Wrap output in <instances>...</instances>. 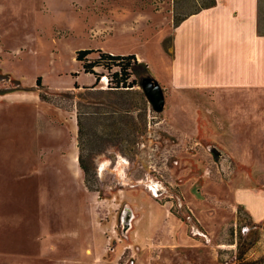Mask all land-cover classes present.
Wrapping results in <instances>:
<instances>
[{
	"label": "rangeland",
	"instance_id": "1",
	"mask_svg": "<svg viewBox=\"0 0 264 264\" xmlns=\"http://www.w3.org/2000/svg\"><path fill=\"white\" fill-rule=\"evenodd\" d=\"M206 1L0 0V264L264 260V221L233 207L236 172L181 130L145 66L163 60L166 80L175 26ZM91 47L133 55V87L115 88L117 68L85 74L75 57Z\"/></svg>",
	"mask_w": 264,
	"mask_h": 264
},
{
	"label": "crops",
	"instance_id": "2",
	"mask_svg": "<svg viewBox=\"0 0 264 264\" xmlns=\"http://www.w3.org/2000/svg\"><path fill=\"white\" fill-rule=\"evenodd\" d=\"M259 28V0H215L214 7L175 26L166 80L163 60L145 64L167 98L179 100L181 130L208 139L236 172L233 207L255 225L264 221V34ZM112 51L105 53L128 54Z\"/></svg>",
	"mask_w": 264,
	"mask_h": 264
},
{
	"label": "trees",
	"instance_id": "3",
	"mask_svg": "<svg viewBox=\"0 0 264 264\" xmlns=\"http://www.w3.org/2000/svg\"><path fill=\"white\" fill-rule=\"evenodd\" d=\"M215 6V0H208L203 3L201 9H207ZM183 20V19H182ZM179 23V22H178ZM91 54H97L96 60H88V56ZM134 56H115L107 53H103L99 50H80L77 52L75 57L76 62L81 65V68L85 74H91L94 76L95 81L98 80L99 75L94 72V68H103L106 70H110L112 68H117L118 71L113 74V77L116 79L115 88H131L133 85H130L127 81L130 77L129 70L134 71L131 62H134ZM119 78V79H117ZM40 78L37 79V83ZM80 130V128H79ZM80 162V157H79ZM81 169L84 170L81 162ZM253 264H264V260L261 262L253 263Z\"/></svg>",
	"mask_w": 264,
	"mask_h": 264
},
{
	"label": "water",
	"instance_id": "4",
	"mask_svg": "<svg viewBox=\"0 0 264 264\" xmlns=\"http://www.w3.org/2000/svg\"><path fill=\"white\" fill-rule=\"evenodd\" d=\"M143 93L155 112H161L164 107V97L158 84L151 79H144L141 83Z\"/></svg>",
	"mask_w": 264,
	"mask_h": 264
},
{
	"label": "bare ground",
	"instance_id": "5",
	"mask_svg": "<svg viewBox=\"0 0 264 264\" xmlns=\"http://www.w3.org/2000/svg\"><path fill=\"white\" fill-rule=\"evenodd\" d=\"M104 80L105 81L107 80V78L105 76L102 78L101 82H103Z\"/></svg>",
	"mask_w": 264,
	"mask_h": 264
},
{
	"label": "built area",
	"instance_id": "6",
	"mask_svg": "<svg viewBox=\"0 0 264 264\" xmlns=\"http://www.w3.org/2000/svg\"><path fill=\"white\" fill-rule=\"evenodd\" d=\"M102 78H103V77H102ZM102 78H101V79H102ZM105 83H106V84H105V86L107 87V86H108V81L106 80V82H105Z\"/></svg>",
	"mask_w": 264,
	"mask_h": 264
}]
</instances>
